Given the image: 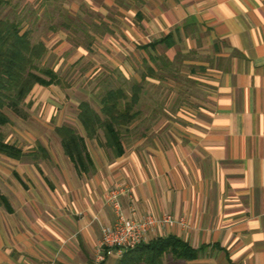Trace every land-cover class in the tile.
I'll use <instances>...</instances> for the list:
<instances>
[{"label":"crops","instance_id":"1","mask_svg":"<svg viewBox=\"0 0 264 264\" xmlns=\"http://www.w3.org/2000/svg\"><path fill=\"white\" fill-rule=\"evenodd\" d=\"M94 10L107 22L97 42L120 56L108 66L142 80L157 113L118 156L90 147L76 114L88 171L59 137L60 153L40 144L42 159L0 155L14 164L0 180V264H95L114 218L106 195L119 187L125 217L171 214L151 238L195 250L162 264H264V0H95Z\"/></svg>","mask_w":264,"mask_h":264},{"label":"rangeland","instance_id":"2","mask_svg":"<svg viewBox=\"0 0 264 264\" xmlns=\"http://www.w3.org/2000/svg\"><path fill=\"white\" fill-rule=\"evenodd\" d=\"M94 5L95 0L0 2V18L18 22L21 31L28 32L32 43L43 42L46 46V52L36 62L33 72L46 77L41 73V69L48 68L61 80L60 84L49 87L35 85L17 108L5 109L10 121L1 126L4 140L15 144L24 155L32 151L42 159L43 150L52 154L56 151L60 153L55 125L66 121L72 124L78 133L83 134L74 120L79 102L85 101L100 112L101 97L106 91L118 88L124 91L128 100L134 93L138 96V101L133 107L137 115L119 130L122 145L126 147L135 139L148 137V124L157 113L159 100L148 97L145 93L146 85L142 80L137 81L138 77H125L118 70L108 66L116 59L120 60V56L111 55L109 49H105L106 42H97L103 37L100 33L103 32V24L107 22L98 16ZM80 52L83 55L69 64V60H74ZM139 75L138 73L137 76ZM155 91L157 92L156 88ZM51 99L61 107L51 106ZM49 107L54 109L49 110ZM63 111L66 112V118L61 114ZM86 141L90 147H99L105 154H111L103 145L102 131ZM40 144L44 146L43 150L40 149ZM13 166L12 161L0 156V180Z\"/></svg>","mask_w":264,"mask_h":264},{"label":"trees","instance_id":"3","mask_svg":"<svg viewBox=\"0 0 264 264\" xmlns=\"http://www.w3.org/2000/svg\"><path fill=\"white\" fill-rule=\"evenodd\" d=\"M45 52V44L32 43L28 32H22L18 22L0 18V154L7 157L20 159L24 152L15 144L4 140L1 126L10 121L5 111L6 107L17 108L35 85L48 86L61 83L60 78L51 69H41V73L46 77L33 72L36 62L44 56ZM137 101L136 93L128 100L120 88L105 92L100 99V112L94 110L87 102L80 101L77 120L86 138L93 139L99 131H102L103 145L114 156L122 154L123 145L119 130L137 115L133 111ZM55 133L60 139L64 153L82 170L88 171L91 162L84 139L77 130L61 125L55 127ZM1 202H5V197L0 193ZM166 252H171L173 258L177 259L195 257V250L183 240L174 236H158L148 243L126 250L115 264H162V258Z\"/></svg>","mask_w":264,"mask_h":264},{"label":"built area","instance_id":"4","mask_svg":"<svg viewBox=\"0 0 264 264\" xmlns=\"http://www.w3.org/2000/svg\"><path fill=\"white\" fill-rule=\"evenodd\" d=\"M122 191L124 188L119 187L107 192L106 201L113 209L114 218L111 223L101 225V236L94 254L95 264H101L112 254L122 256L126 250L148 243L158 228L175 222L168 213L159 216L145 215L140 218L125 217L117 200V195Z\"/></svg>","mask_w":264,"mask_h":264}]
</instances>
